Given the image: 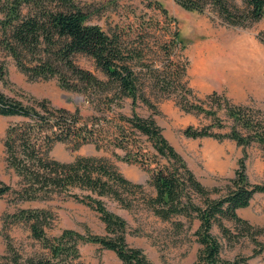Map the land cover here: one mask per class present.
Returning <instances> with one entry per match:
<instances>
[{"label": "trees", "instance_id": "1", "mask_svg": "<svg viewBox=\"0 0 264 264\" xmlns=\"http://www.w3.org/2000/svg\"><path fill=\"white\" fill-rule=\"evenodd\" d=\"M174 1L187 12H212L228 27L248 29L264 18V0ZM158 7L168 17V11L160 4ZM0 12L3 14L0 46L31 81L57 78L62 89L82 94L89 100L105 94L119 103L126 99L132 101L131 116L120 115L119 124L105 126L102 119L83 122L78 112L53 108L47 100L26 104L0 89V116L26 119L11 125L4 139L7 165L20 178L21 189L16 191L0 182V199L12 193L17 201L66 195L97 213L105 225L104 236L66 230L50 239L45 233V227L50 224L49 212L21 210L10 219L13 223L28 224L32 237L48 250V255L23 258L8 245L11 256L0 264H80L81 243L99 245L115 253L121 264H152L142 249L128 244L129 224L110 211L107 202L130 212L144 206L162 221L179 218L199 221L195 236L201 248L195 264H249L243 257L223 258V244L213 234L214 228L220 230L228 243L250 237L256 244L254 256L264 254V245L256 239L264 234V228L253 230L238 215L239 210L250 206L255 195L264 194V184L249 181L247 155L240 160L227 194L213 199V192L189 169L155 118H144L136 112L140 103L152 110L155 106L144 95L134 67L136 48H128L121 34H108L99 25L89 24V15L78 0H0ZM173 36L176 45H183L179 33ZM260 39L264 44L263 34ZM163 49L168 52L170 48ZM78 54L91 58L106 80L80 68L75 62ZM171 69L174 81L192 93L183 83L185 70L177 64ZM6 74L5 67L1 66V81ZM208 100L207 106L187 98L178 101L186 113L211 120L210 125L202 128L188 127L185 137L230 140L244 149L259 145L264 153V117L259 112L235 105L218 93ZM141 136L147 142H142ZM57 143L72 144L74 150L94 145L97 150L111 152L122 162L140 166L150 176L149 185L155 189V197H147L144 185L128 180L107 159L79 157L70 163L52 159L50 152ZM116 150H121L123 156L116 154ZM224 221L232 222L240 236L233 234ZM184 227L180 220L173 223L176 234H181Z\"/></svg>", "mask_w": 264, "mask_h": 264}, {"label": "rangeland", "instance_id": "2", "mask_svg": "<svg viewBox=\"0 0 264 264\" xmlns=\"http://www.w3.org/2000/svg\"><path fill=\"white\" fill-rule=\"evenodd\" d=\"M78 3L89 15V24L99 25L108 34H121L128 48H136L134 67L144 95L155 106L152 110L140 103L136 112L144 118H155L163 135L189 169L213 192V199L227 194L245 154L249 181L264 184V153L259 145L244 149L230 140L219 142L211 138L194 140L185 137L184 131L188 127L202 128L210 125L211 120L203 115L186 113L178 104L182 98H187L207 106L210 103L208 97L218 93L233 104L249 107L264 117V44L260 39L264 35V18L248 29H241L222 25L212 12H187L174 0H78ZM159 4L168 11V17L164 16ZM2 18L0 12V20ZM174 33L180 34L183 45H176ZM165 46H169L168 52L163 49ZM75 62L80 68L106 80L91 58L78 54ZM176 64L185 70L183 83L192 93L174 81L171 66ZM1 66L7 74L3 81L0 80V89L26 104L47 100L53 108L78 112L83 122L97 118L102 119L105 126L119 124L120 115H132L129 99L119 103L103 94L89 100L82 94L62 89L57 78L31 81L0 46ZM24 121L26 119L21 117L0 116V182L16 191L21 189L20 178L7 165L4 139L11 125ZM140 139L147 142L146 137ZM116 154L123 156L121 150H116ZM50 157L63 163L79 157L107 159L128 180L144 185L147 197L156 195L149 185V174L140 166L122 162L111 152L97 150L94 145L74 150L72 144L57 143ZM16 198L12 193L0 199V263L7 262L11 256L8 245L23 258L48 255V250L32 237L28 224L13 223L10 219L21 210L48 211L50 224L45 227V233L50 239L61 236L66 230L82 235H105V225L98 214L66 195L37 201H17ZM107 207L126 219L128 244L142 249L152 264L196 263L201 248L195 236L199 221L191 222L187 218L162 221L144 206L131 212L114 202H107ZM238 215L253 230L263 229L264 194L255 195L250 206L239 210ZM177 220L185 226L181 234H176L173 228ZM224 224L233 234H239L232 222L224 221ZM213 234L223 244V258L243 257L249 264H264V254L254 256L256 244L250 237L228 243L218 228H214ZM256 239L264 245V234ZM79 251L80 264H121L115 253L103 250L99 245L81 243Z\"/></svg>", "mask_w": 264, "mask_h": 264}]
</instances>
